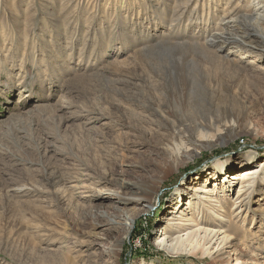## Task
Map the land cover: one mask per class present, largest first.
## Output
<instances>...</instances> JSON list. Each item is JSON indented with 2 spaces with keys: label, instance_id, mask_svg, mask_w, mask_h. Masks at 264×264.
I'll return each mask as SVG.
<instances>
[{
  "label": "rangeland",
  "instance_id": "obj_1",
  "mask_svg": "<svg viewBox=\"0 0 264 264\" xmlns=\"http://www.w3.org/2000/svg\"><path fill=\"white\" fill-rule=\"evenodd\" d=\"M249 3L0 0V264H107L117 248L118 264H264V51L222 25ZM238 74L261 78L263 92ZM204 119L216 125L194 126ZM244 155L260 170L249 203L236 183L220 203L190 189L192 207L176 205L199 175L214 186L217 162L228 183ZM117 182L126 195L150 187L151 206L120 201ZM163 232L193 252L155 244Z\"/></svg>",
  "mask_w": 264,
  "mask_h": 264
},
{
  "label": "bare ground",
  "instance_id": "obj_2",
  "mask_svg": "<svg viewBox=\"0 0 264 264\" xmlns=\"http://www.w3.org/2000/svg\"><path fill=\"white\" fill-rule=\"evenodd\" d=\"M243 22H245V23L243 24ZM222 23H223L222 24L223 28L225 30H227V29L229 30L231 28V30L227 31L228 34H231L230 32H232L234 29V33H232L231 35H228V38L233 37L234 39H236V41L241 42L242 44L247 43V44L252 45L255 43L256 44L260 43L262 45L263 51H264V0H250L249 6H248L246 12L240 14L239 9H235L234 14L230 15L229 18L225 19ZM245 26H246V28H245ZM243 29H245V30H243ZM253 33H258L259 37L258 38L254 37ZM224 34H225V32L223 33V35ZM218 37H220V36L217 35L215 37V39ZM239 37H240V39H238ZM203 50L206 52H210V51L213 52V50L209 49V48L208 49L203 48ZM217 50L218 51H216V55L219 58L221 56V54H219V53L226 51V49H224V46H220ZM217 52H219V53H217ZM235 67H236L237 73L241 72V70H240L241 67L238 66L237 63L235 64ZM240 74H238V80H237L239 84H241L242 86L251 88L252 91L257 93V94H260L261 92H263V90L259 89V87H258L260 85L261 78H258L256 76L246 78V77L241 76ZM158 110L159 109L157 108L156 111H158ZM211 124L216 125L215 122L212 121L211 119H208V121H207V119H204L203 121H199L198 123L194 124V126H196L197 128H206V127H209ZM225 126H229V125L227 123H225ZM192 127L193 126H191L190 128H192ZM180 132L181 131H178V134ZM180 134H183V133L181 132ZM203 144H205V146H210L214 143H212V140H207L204 142L201 141L202 147H203ZM201 145L199 144V146H201ZM188 150L189 151L192 150L191 151L192 154H195L196 153L195 151H197V150L190 148V147ZM191 152H189V153H191ZM242 157L243 156H240V158H239V159H241V161H240L241 168L242 167H247V168L241 170L240 173L236 172V173L232 174L231 175L232 177L230 178V181L228 183L226 182L223 184L221 179L219 181H217V179L221 178L222 175L226 176L228 174V169H226V171H224L225 173L222 174L223 170L225 169V164L222 162H217L215 171L210 173V174H212L211 180L213 178L215 179L214 186L211 188L207 185L201 184V181H203V178H205V175H206V173H203V174L199 175V177L197 178L198 182L193 187H190V188L184 187V191L180 195L181 200H179L176 205L178 206V205H181V203H182L183 205L180 208L181 210L184 209L185 207H186V209H189L192 207V204H191L192 199H189L188 195H187L188 192L190 191V189H194L195 192H201L203 194L200 197V201L202 200L201 201L202 203H220L221 201H223L221 198V196H222L221 194L219 197V193L221 192V190L223 189L222 190V192H223V191H225L226 188L229 189V188L233 187V185H235L236 183L237 184L239 183V187H240L237 191V198L239 199L238 203H243V204L249 203L250 200L252 199V196H253V188L250 184H251V182H253L254 184H255V182L256 183L258 182L257 180H258V177L260 174V170L257 167H253V166L248 167L249 165L255 163L254 161L253 162L251 161L252 157H250L249 155H247V156L244 155L246 160L242 159ZM231 164L235 165V162H232ZM82 179L83 178L78 176L73 171H61L59 173H57L56 171H53V176H52L53 182H57V183H60L62 185L68 184V185H71V187H73V188H83L86 190V192H92V195L95 196L98 200L103 199L104 197H108L106 193H103V191H100L98 189L87 190L88 189L87 186L81 185L80 181ZM208 180L209 179H207V181ZM121 185H123V184L122 183L120 184L119 182H117V185H116L117 188L116 189H110L111 187H109V190H111V192L114 193L113 195H116L117 198L120 199V201L122 200L126 204H134L135 202L138 204L139 201H146L147 205H145V206H151L152 198L150 196V193H151V190L149 189L150 187L139 186L137 189H133V193L126 195L125 191L123 193V191L120 190V188H122ZM23 186H24L23 190L27 191L26 193L36 191L35 188L33 189V188H30L26 185H23ZM14 192L18 193L19 191L15 190ZM187 198L189 199V201H185ZM201 202H199V203H201ZM227 202H231V201L228 200ZM169 219L173 220V217L169 218ZM176 219H181V215H179L178 218H176ZM182 219L184 220V218H182ZM109 223L111 224V222H109ZM172 223H173V221H172ZM172 223H170V227L172 226L171 225ZM109 229L110 230H116V229H121V228H120V226L116 227L115 224H112V226ZM124 230H125V235L120 239V241L122 243H124L125 239L127 238L129 233L131 232V227L124 228ZM213 232L218 234V231H213ZM166 234H167V232L162 234L160 236L161 238L158 239L155 242V244L158 242H161V243L164 242L163 245L165 246V248L167 247V249L170 252H178L181 250H183V252H186V253H188V252L192 253L193 252L194 249L192 250L191 247L189 248L188 246H186L184 244V242L181 240L180 236H176L174 238L169 239V237H167ZM185 235H187V236L192 235V231L187 232ZM220 237L222 238L225 236L223 235ZM225 244H226V242H225ZM116 250L119 251L120 249L117 248V249L110 252L109 260H108L107 264H118V262L116 261V252H117ZM205 252H208V250L205 249ZM63 258H65V261L71 262L73 257H72V255H69V253H64ZM14 259L17 260L15 257H14ZM51 259H54V261H56L57 258L52 256ZM19 260H21V259H19ZM23 264H26V263H23Z\"/></svg>",
  "mask_w": 264,
  "mask_h": 264
}]
</instances>
